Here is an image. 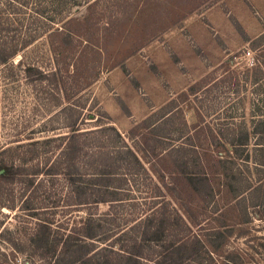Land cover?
Returning a JSON list of instances; mask_svg holds the SVG:
<instances>
[{
	"label": "rangeland",
	"instance_id": "374dc122",
	"mask_svg": "<svg viewBox=\"0 0 264 264\" xmlns=\"http://www.w3.org/2000/svg\"><path fill=\"white\" fill-rule=\"evenodd\" d=\"M104 1L94 10L71 11L89 22L73 24L80 38L67 47L65 63L47 62V48L35 45L21 63L17 57L0 65V167L8 169L0 175V264H49L37 258L43 248L29 247L26 240L45 233L44 248L53 251V239L64 240L87 213L128 220L148 211L141 199L134 207H87L100 168L91 170L85 150L74 158L62 150L70 121L80 129L79 140L96 129L86 119L94 115L132 144L128 131L153 112L157 119L171 112L170 121L156 129L162 148L147 156L150 165L143 161L148 176L137 178L134 197L161 191L204 228H232L227 256L264 264V190L256 204L221 198L203 203L182 177L200 172L196 156L211 153L208 141L229 139L231 129L243 122L249 127L254 110L264 109V88L257 94L250 82L264 69V0H112L114 6ZM247 51L255 61L251 68L243 58ZM32 63L60 67L61 87L26 77L23 67ZM170 145L180 149L169 155ZM156 154L163 162L153 159ZM213 259L225 264L223 257ZM208 260L202 263L215 264Z\"/></svg>",
	"mask_w": 264,
	"mask_h": 264
},
{
	"label": "trees",
	"instance_id": "16d2710c",
	"mask_svg": "<svg viewBox=\"0 0 264 264\" xmlns=\"http://www.w3.org/2000/svg\"><path fill=\"white\" fill-rule=\"evenodd\" d=\"M102 1L0 0V65L17 57L18 63H21L26 51L35 49V45L47 48V62L61 60L65 63L62 60L70 55L67 47L78 42L80 38L72 28L73 24L89 22L86 17L73 18L71 11L80 7L94 10ZM108 4L114 6L112 0ZM84 41L89 43L88 40ZM79 42L81 44L82 41ZM68 69L67 66L64 73L69 72ZM23 72L26 77L40 84L49 81L56 90L61 87L60 67L44 69L32 63L24 66ZM263 74L264 69H259L250 81L255 85L254 92L257 94L264 88V82L259 85L260 76ZM244 81L246 83L249 79ZM254 112L256 113L252 115L249 127L243 122L231 129L229 139H213L207 142L212 148L211 153L206 155L204 152V155L196 156L201 169L199 173L182 176L189 189L197 192L193 194L200 198L197 201L215 203L221 198L223 202L230 200L240 205L248 200L251 204H256L262 199L264 109L256 108ZM170 115L171 112L157 119L153 112L135 124L128 131L132 144L121 136L111 122L102 123L94 115H87L86 119L90 120L89 125L95 124L91 127L96 129L83 132L82 136L87 139L79 140L80 129L76 128L75 120L70 121L67 126L69 137L62 155L68 154L71 155L70 158H74L77 152L85 150L91 170L100 168L101 172L93 177L95 179L92 181L97 182V185L88 194L85 205L95 210L99 204L107 203L110 208L125 203L134 207L141 199L150 208L128 220L116 219L115 215H106L108 219L103 220L100 215L96 217L92 213L80 216L72 223L70 233L64 240L53 239V251L44 248L49 242L45 233L31 236L26 240L28 246L43 248L38 251L37 258L49 264H203L202 258L207 257L208 261L219 264L218 261H213L214 255H217L223 257L225 264H244L241 255L229 257L225 254V242L230 237L232 228H226V225L204 228L191 215L175 207V202L168 200L159 190L153 193L157 195L139 199L133 195V184L137 178L141 177V173L148 176L143 161L150 165L152 160L147 156L162 148L158 142L163 140L156 135V129L163 122L170 121ZM154 119L157 120L150 124ZM108 131L113 132V135L107 134ZM251 140L254 141L253 145ZM169 147V155L180 149L172 145ZM153 159L159 160V154ZM159 161L163 162L162 159ZM155 166L156 161L152 166L153 170ZM172 166L176 168L177 158H173ZM0 170L4 174L8 173L6 167H0ZM136 186L135 188H142L141 184ZM197 186L201 190L198 191ZM137 192L142 194V191ZM145 194L151 195L152 192L146 191ZM46 224L47 222L41 224L44 229H47Z\"/></svg>",
	"mask_w": 264,
	"mask_h": 264
},
{
	"label": "built area",
	"instance_id": "2783aa9c",
	"mask_svg": "<svg viewBox=\"0 0 264 264\" xmlns=\"http://www.w3.org/2000/svg\"><path fill=\"white\" fill-rule=\"evenodd\" d=\"M243 58L246 61L247 67L251 68V67L255 66V61H254V58H253V56H252L250 51H247V53H245L243 55Z\"/></svg>",
	"mask_w": 264,
	"mask_h": 264
},
{
	"label": "flooded vegetation",
	"instance_id": "af4514ba",
	"mask_svg": "<svg viewBox=\"0 0 264 264\" xmlns=\"http://www.w3.org/2000/svg\"><path fill=\"white\" fill-rule=\"evenodd\" d=\"M1 171H2V172H1ZM0 172H1L0 175L4 174V171H3V170H0Z\"/></svg>",
	"mask_w": 264,
	"mask_h": 264
},
{
	"label": "water",
	"instance_id": "95a60500",
	"mask_svg": "<svg viewBox=\"0 0 264 264\" xmlns=\"http://www.w3.org/2000/svg\"><path fill=\"white\" fill-rule=\"evenodd\" d=\"M1 172H2V171H1ZM1 172H0V173H1Z\"/></svg>",
	"mask_w": 264,
	"mask_h": 264
}]
</instances>
